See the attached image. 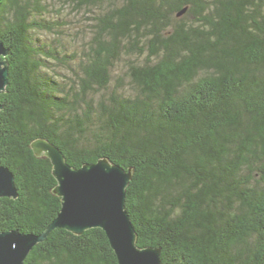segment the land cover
Listing matches in <instances>:
<instances>
[{"label": "trees", "instance_id": "trees-1", "mask_svg": "<svg viewBox=\"0 0 264 264\" xmlns=\"http://www.w3.org/2000/svg\"><path fill=\"white\" fill-rule=\"evenodd\" d=\"M59 1L87 26L0 1V164L17 190L0 231L42 234L61 208L42 138L73 167L130 171L136 245L161 264H264V0ZM24 264L118 260L101 228H56Z\"/></svg>", "mask_w": 264, "mask_h": 264}, {"label": "water", "instance_id": "water-1", "mask_svg": "<svg viewBox=\"0 0 264 264\" xmlns=\"http://www.w3.org/2000/svg\"><path fill=\"white\" fill-rule=\"evenodd\" d=\"M8 51L0 42V57ZM7 71V61L0 59V93L7 84ZM31 146L36 154L44 153L51 161L61 208L42 234L0 231V264H24L32 247L53 229L81 233L93 227L105 232L118 264H161L159 248L136 245L135 228L125 209L129 170L106 158L77 168L69 165L58 146L47 140L36 139ZM16 192L14 174L0 164V196L15 197Z\"/></svg>", "mask_w": 264, "mask_h": 264}, {"label": "rangeland", "instance_id": "rangeland-1", "mask_svg": "<svg viewBox=\"0 0 264 264\" xmlns=\"http://www.w3.org/2000/svg\"><path fill=\"white\" fill-rule=\"evenodd\" d=\"M46 1L48 2L49 7L50 8H53V11H51V13H50V17H49L50 19H55L57 17H54V16H57L58 15V17L60 16L65 21L68 20L69 21V24L70 25H73V24L76 23L75 21H78L79 20L78 18H80L82 20V26H84V27L87 26V25L85 26V22L88 20L87 19V16H88L89 13H86L85 14L83 11H81V12L73 11V10H71V8L69 6H67L65 8H62V10L60 11V13H56L55 10H58L59 9L61 2L59 0H46ZM70 21H72V22L70 23ZM74 29H72V30H74ZM47 36L48 37H52V34L51 33H48ZM69 40H70V38H69ZM80 42H83V40L82 41L80 40ZM72 43L74 45V42H72ZM80 46L82 47V43H81Z\"/></svg>", "mask_w": 264, "mask_h": 264}]
</instances>
